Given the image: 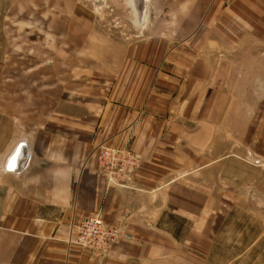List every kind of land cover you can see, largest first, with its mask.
<instances>
[{
  "label": "crops",
  "instance_id": "crops-1",
  "mask_svg": "<svg viewBox=\"0 0 264 264\" xmlns=\"http://www.w3.org/2000/svg\"><path fill=\"white\" fill-rule=\"evenodd\" d=\"M40 1L15 12L52 26L14 47L32 53L15 96L32 157L0 179V264H209L212 197L264 174V0H134L154 12L124 40L80 0ZM99 146L139 160L129 189ZM94 213L125 234L101 257L72 242Z\"/></svg>",
  "mask_w": 264,
  "mask_h": 264
},
{
  "label": "rangeland",
  "instance_id": "rangeland-1",
  "mask_svg": "<svg viewBox=\"0 0 264 264\" xmlns=\"http://www.w3.org/2000/svg\"><path fill=\"white\" fill-rule=\"evenodd\" d=\"M80 1L92 9L89 18L97 20L106 31L123 40L126 37H138L141 31H145L147 24L141 23V20L152 17L154 12V9L146 12L143 10L140 19L141 11L137 12L134 0ZM41 4L40 0H0V126L4 128L10 124L13 133L7 144L19 134L20 127H23L25 135L29 137L25 127L18 124L19 112L16 111L18 104L15 96L22 92L23 85L24 92L32 89L31 82H23L30 79L32 73V53L27 46L21 48L22 52L14 51L15 44L17 48H20V43L28 45L30 33L41 32L39 26L43 21L52 26L49 17L27 16L20 19L16 18L15 12L22 7L24 13H27L28 7L39 10L42 9ZM34 24L40 25L35 29ZM8 135L9 133L0 130V139L3 140ZM243 164L245 167L242 170H246L247 162ZM255 170L256 173L261 172L256 168ZM258 176L257 183L253 181L250 186H240L241 195L233 194L238 191L230 187L233 181L228 180L223 183L225 188L221 194L217 191L218 194L212 197L216 229L211 232L213 251L209 264H264V174ZM212 178L209 183L211 191L216 190L218 182L215 173Z\"/></svg>",
  "mask_w": 264,
  "mask_h": 264
},
{
  "label": "built area",
  "instance_id": "built-area-1",
  "mask_svg": "<svg viewBox=\"0 0 264 264\" xmlns=\"http://www.w3.org/2000/svg\"><path fill=\"white\" fill-rule=\"evenodd\" d=\"M95 153L98 166L104 172L108 186L129 189L131 176L139 162L136 156L107 146H99ZM123 236L125 234L121 228L108 226L101 213H94L78 224L72 242L101 257Z\"/></svg>",
  "mask_w": 264,
  "mask_h": 264
},
{
  "label": "water",
  "instance_id": "water-1",
  "mask_svg": "<svg viewBox=\"0 0 264 264\" xmlns=\"http://www.w3.org/2000/svg\"><path fill=\"white\" fill-rule=\"evenodd\" d=\"M135 7L142 15V8ZM32 157V149L30 140L24 133L23 127L19 128V134H17L10 142L6 145L5 149L0 152V179L5 174L11 173L19 175L24 172L29 165Z\"/></svg>",
  "mask_w": 264,
  "mask_h": 264
},
{
  "label": "bare ground",
  "instance_id": "bare-ground-1",
  "mask_svg": "<svg viewBox=\"0 0 264 264\" xmlns=\"http://www.w3.org/2000/svg\"><path fill=\"white\" fill-rule=\"evenodd\" d=\"M136 3V2H135ZM145 16V15H144Z\"/></svg>",
  "mask_w": 264,
  "mask_h": 264
}]
</instances>
